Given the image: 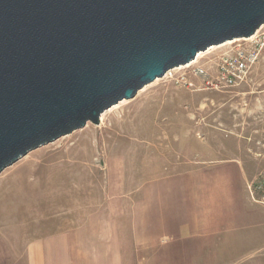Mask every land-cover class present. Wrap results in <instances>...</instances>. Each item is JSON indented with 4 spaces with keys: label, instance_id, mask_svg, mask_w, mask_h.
Masks as SVG:
<instances>
[{
    "label": "rangeland",
    "instance_id": "374dc122",
    "mask_svg": "<svg viewBox=\"0 0 264 264\" xmlns=\"http://www.w3.org/2000/svg\"><path fill=\"white\" fill-rule=\"evenodd\" d=\"M186 66L103 113L98 126L87 123L0 174V264H26L31 242L88 215L173 217L180 198L189 221L203 200L220 205L216 264H264V204L255 191L264 176V57L246 84L219 92L204 90ZM181 76L186 83L176 82ZM155 252L143 264H179L178 244Z\"/></svg>",
    "mask_w": 264,
    "mask_h": 264
},
{
    "label": "water",
    "instance_id": "95a60500",
    "mask_svg": "<svg viewBox=\"0 0 264 264\" xmlns=\"http://www.w3.org/2000/svg\"><path fill=\"white\" fill-rule=\"evenodd\" d=\"M263 25L264 0H0V174Z\"/></svg>",
    "mask_w": 264,
    "mask_h": 264
},
{
    "label": "crops",
    "instance_id": "0c3cea01",
    "mask_svg": "<svg viewBox=\"0 0 264 264\" xmlns=\"http://www.w3.org/2000/svg\"><path fill=\"white\" fill-rule=\"evenodd\" d=\"M177 182L180 187L181 178ZM202 202L203 209L190 221L187 200L183 198H180L178 213L173 217L168 214L157 217L154 213L141 215L135 209L129 213L130 218L122 211L88 215L66 232L31 242L26 247V264H143L157 249L171 251L177 244L179 264H216L217 253H214L212 243L219 240L221 207L218 205L219 208L214 209L208 207L212 201ZM152 215L156 220H152ZM172 219L178 225H167ZM207 246L212 248L211 251H205Z\"/></svg>",
    "mask_w": 264,
    "mask_h": 264
},
{
    "label": "built area",
    "instance_id": "2783aa9c",
    "mask_svg": "<svg viewBox=\"0 0 264 264\" xmlns=\"http://www.w3.org/2000/svg\"><path fill=\"white\" fill-rule=\"evenodd\" d=\"M226 49L219 55L207 59L203 64H198L204 55L210 54V50L200 53L186 69L192 77L200 81L204 90L222 91L240 87L248 82L255 68L264 57V25L248 39H238L228 42ZM193 63V64H192ZM181 69V67H179ZM178 69V68H177ZM177 69L166 73L164 77L172 78V73ZM176 82H185L181 76ZM255 191L261 194L264 204V176L257 183Z\"/></svg>",
    "mask_w": 264,
    "mask_h": 264
},
{
    "label": "bare ground",
    "instance_id": "6f19581e",
    "mask_svg": "<svg viewBox=\"0 0 264 264\" xmlns=\"http://www.w3.org/2000/svg\"><path fill=\"white\" fill-rule=\"evenodd\" d=\"M226 44H228V42H227ZM226 44H224V45H226ZM222 46H223V45H222ZM213 48H216V47H212L211 49H213ZM211 49H210V50H211ZM199 56H200V54L197 55L196 59L199 58ZM194 62H195V61H194ZM194 62H193V63H194ZM193 63H192V64H193ZM188 66H190V65H188Z\"/></svg>",
    "mask_w": 264,
    "mask_h": 264
}]
</instances>
